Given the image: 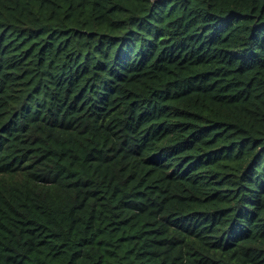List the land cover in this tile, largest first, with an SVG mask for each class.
I'll return each mask as SVG.
<instances>
[{
  "label": "trees",
  "instance_id": "16d2710c",
  "mask_svg": "<svg viewBox=\"0 0 264 264\" xmlns=\"http://www.w3.org/2000/svg\"><path fill=\"white\" fill-rule=\"evenodd\" d=\"M0 264H264V0H0Z\"/></svg>",
  "mask_w": 264,
  "mask_h": 264
}]
</instances>
